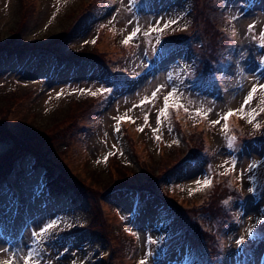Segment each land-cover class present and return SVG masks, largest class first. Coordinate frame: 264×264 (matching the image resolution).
Here are the masks:
<instances>
[{"label":"rangeland","instance_id":"374dc122","mask_svg":"<svg viewBox=\"0 0 264 264\" xmlns=\"http://www.w3.org/2000/svg\"><path fill=\"white\" fill-rule=\"evenodd\" d=\"M137 1L134 0L133 5L137 6ZM251 1L253 0L220 1L221 6L226 9L229 15L230 40L235 36L232 17L240 16V20L238 18V33L242 40L239 37L240 45L235 62L239 76L237 80L233 81L228 71L220 90L221 93L225 87L228 90L230 95V100L227 103L228 109L234 113L230 119L232 121L235 117L239 119V126L236 128L228 125L226 130L224 128L225 122L222 119L224 114L222 115V113L225 111V102L223 98L200 96L193 89H189L190 84L185 83L199 81L194 74L201 71L203 65L196 62L200 57H204L205 50V56L208 59L221 58L224 55L222 40L213 29L211 17L209 19L211 27L205 25L201 19L203 16L210 15L209 12L217 13L213 15V18L217 19L221 25H225L219 0L215 3L214 0H163L158 10L148 14L140 11L139 14L135 13L131 8L132 0H120L116 13L107 18L103 30L96 28L95 32L85 35L86 37L83 38L86 40L83 43L84 46L87 45L90 48L91 58L98 56L97 52H99L100 58L104 59L103 52L109 59L110 56H114L112 53L116 52L115 44L120 47L124 46L123 40L131 31L134 28L140 29L136 37L128 43L131 45V53H126L124 56L128 66L142 67L139 74L143 75L136 81L137 93L122 98L113 108L111 114L102 119V123L98 126L97 137L90 143L89 157L85 160L83 157L78 158L82 161L81 169L78 171L77 168L70 166L74 170V175L78 174L92 193L104 191L108 186L107 181L104 180L108 177L109 165V168L113 166L115 170L120 168L133 180L134 171L140 174L138 168L146 167L151 179H155L161 174L160 181L173 190L172 195L175 196L173 202L167 201L169 205L173 206L169 208L171 216H165L164 208L158 203V207L151 209V218L143 219V225H147L148 232L157 235L152 238V240L156 239L154 242L148 241L146 244L144 235L147 231L144 230V235L143 231L140 232L142 248L136 257L137 264L141 259L146 264H184L185 261L190 260L189 254H191L192 247L196 245L189 246L184 242L176 241L171 243L172 247L168 246L163 249L162 251L165 252L163 254L162 251L157 253L154 250L158 249V244H156L158 241L173 237L183 227H186L188 233H191L190 229L195 225V220L190 217L182 219L176 217L174 213L177 212L179 215L183 211L186 215L187 211H192L193 206L198 203L192 202L194 198L212 202V213H205L203 217L204 234L208 237V242H211L213 234L219 227L218 221L220 213L223 211L222 206L219 209L220 197L226 195L237 197L242 195L244 199L243 202L236 203L232 212L228 211L229 213L239 216L240 208L243 213L247 214V216L241 215L246 218V223L237 232L238 237L234 244L239 246L237 244L239 238L250 236L249 229H251V233L253 230L254 234L264 235V111H261L264 108V104L261 103L264 100V93L258 89L250 104L244 106L241 111L244 99L252 86L264 83V47H261L264 44V37L260 35L264 33V7L256 10L257 6L248 4ZM41 6L43 13L40 15ZM99 6L100 4L95 9L99 10ZM91 8L89 0H0V41L3 43L0 44V47L6 46V56H10L12 55L8 49L10 46L17 47L19 43L27 46L40 43L46 45L53 40L52 36H62L66 31L71 32L72 37L82 38L81 31L84 28V20L91 12ZM187 10L190 12L186 13ZM196 13L197 16L193 18L192 15ZM169 20H175L177 23L169 28H164L163 31H151L153 27L163 28L164 23ZM189 25L191 29L188 28ZM249 25L253 26L251 30ZM195 30H201L202 39L198 38V32L193 34ZM145 32H149V35L145 36ZM187 35H190V39L194 40V43L191 48L192 57L186 55L183 58L185 64L182 62L183 59L171 62L167 66L160 63L158 65L161 66V69L157 73H145L149 68L145 55H143L145 52L150 55L158 54V49L164 47L174 36L177 39H183L189 37ZM157 36L160 38L159 44L156 43ZM202 45L208 47V50H204ZM134 48L136 51H133ZM76 55L78 54L76 53ZM188 59L190 61L187 63ZM48 63H51V60L45 58L42 65L46 66ZM5 64H9V62ZM64 68L68 67L65 65L58 68L49 66L39 73L36 72L28 76L24 75L22 68L20 73H15L10 69L0 72V131H3L5 136V138L0 137V154L5 153L4 156H0L2 171L16 150L26 148H29L32 155L36 154L35 148L39 147L40 151L43 150L47 165L51 166L56 174L63 171L62 164L66 167L68 164L76 163L78 153L75 150L74 138L79 127L73 118L79 113L77 111L79 109H74V116L64 120V116L70 115L72 112L68 101L73 97L84 101L91 98L98 99L108 89L103 85V81L106 79L104 71H102L103 74H101V70L92 71L90 79L86 77L84 80H70L64 76ZM136 72L138 73V69ZM222 72L224 73L223 70ZM53 73H57V76H53L56 81L46 87L47 91L40 98L39 103L25 109L27 97L39 85V87L44 86L42 80L46 74L52 76ZM124 73L126 72H121V76ZM204 75L206 81H212L211 74L206 72ZM230 77L231 79H229ZM215 79L216 81L221 80L222 75H217ZM219 84L216 82V85ZM158 88L161 91L153 99L152 93ZM169 91H173L174 95L169 100L171 106L168 109V119L161 118L160 130L156 133L160 139L157 140L152 129L157 127L156 117L159 109L163 107V97ZM69 92L76 93V96H72ZM92 93H96V95H92ZM178 105H182V107H178ZM171 107L178 109L187 118L189 127L186 128L182 119H179L182 121L179 124L183 128L184 135L177 132L172 122ZM20 111L21 114H19ZM198 111L200 115H197ZM145 113L149 115L147 126L144 124ZM205 113H207L206 116ZM249 113H253L252 117L248 115ZM124 116L134 119L133 127L134 125L143 127L145 133L148 132L144 138L136 142V145L130 144V133L124 129L120 121L119 132L114 130L117 125L115 118ZM20 118H25L26 121L21 122ZM202 118H204L203 123L196 124L197 120ZM84 119L88 121L86 116ZM218 119L220 123H211ZM232 125H235L234 122ZM169 128L171 131L168 130ZM207 136L213 137L214 147L208 148L207 146L208 157L204 156L205 151L198 152L201 158L204 156V166L200 168L195 165L189 166L185 171H182L184 167H180L177 174L168 172L162 176L167 167L182 162V158H190L191 154L195 153L194 151L197 152V145L205 146ZM134 138L138 139L136 136ZM65 139H68V144L66 145L67 142H65L64 146H59ZM258 140V144L253 145L254 141ZM42 141L46 144L44 147L40 145ZM229 141H231L232 147L236 146L237 149L245 145H248L249 148H243L242 153L240 152L241 154L235 157H232V154L229 156L225 150V144H229ZM212 150L217 151L215 155ZM108 153L114 154L108 155ZM52 156H54L53 160ZM105 156H107L106 160ZM253 164L256 167L250 169L249 166ZM38 174L39 171H27L20 176L24 186L33 182L32 185L36 190L34 195L29 192L25 193L28 201H32L35 196L44 193L40 190L37 194ZM109 178L111 181L114 179L111 174ZM146 178L147 176H143V180ZM204 178L211 180L210 186L203 185ZM196 181H201V184L198 185ZM84 183L82 184L84 185ZM249 188L252 189L251 192H249ZM199 189L202 190L198 191ZM211 190L213 193H210ZM189 193H191L190 197H185ZM55 196L56 199L42 208L44 211L40 210L35 215H31L32 226L25 234L26 240L20 252L22 257L26 256L28 251L33 252L34 261L32 264H47V258L50 256L46 257L44 251L55 247L52 238L59 235L61 228L84 225L90 218L85 213L87 207L85 201L72 203L67 198H62L64 195ZM9 203L6 202V208L10 210L12 208ZM116 207L125 219V213L122 211L124 208L117 204ZM115 209L114 207L108 209L101 206L103 217L100 219V221L106 219V223L101 228L108 236L114 235L115 238L96 240L92 239V235L88 232H84L80 236L82 245L76 248L79 251L71 264H104L103 260L109 253L117 255L124 261V264H128L126 255L134 247V239L125 221L115 217ZM108 222L111 223V228L106 226ZM49 224L52 225L51 228H48ZM158 226H160L159 231L155 229ZM44 229L47 231H43ZM42 231V235L35 237L32 235L34 232ZM187 239L192 243L191 235ZM248 244V242H244L242 246ZM3 249L5 247L0 244L1 261L7 259V253ZM130 261L132 258L128 259V262ZM56 263L70 262L65 259ZM114 264H119V260L115 259Z\"/></svg>","mask_w":264,"mask_h":264},{"label":"snow or ice","instance_id":"6c2138e0","mask_svg":"<svg viewBox=\"0 0 264 264\" xmlns=\"http://www.w3.org/2000/svg\"><path fill=\"white\" fill-rule=\"evenodd\" d=\"M176 23H177V21H175V20H169V21H166L164 23L163 28H160V27L157 26V27H153L151 29V31L152 32L163 31L164 28H169L171 25H174ZM157 24H159V22H157ZM252 27H253L252 25H249V29L250 30H251ZM139 32H140V29L139 28H134L131 31V33L123 40V44H128L130 41H132ZM144 35L145 36L149 35V32H145ZM260 35L262 37H264V33H261ZM93 42H95V41H93ZM156 43L157 44L160 43L159 36L156 37ZM261 47H264V44H262ZM258 89H259V91L261 93H264V83L254 84L252 86L251 90L248 92L246 98L244 99V105L242 106L241 111L243 110V107L244 106H247V105L250 104V102L253 99L254 94L257 92ZM81 91H84V90H81ZM160 91H161V89H159V88L156 91H154L152 93V98L155 99L156 96H157V93L160 92ZM92 95H96V93H92ZM173 95H174L173 91H169L167 93V95H165L163 97V107L160 108L159 111H158V114H157V117H156L157 127L155 129H152L153 135L155 136V138L157 140L160 139V136H156V133L160 130V126H161V123H162L161 118L163 117L165 120L168 119V109L170 107L169 100H170V98L173 97ZM261 103L264 104V100H262ZM178 107H182V105H178ZM261 111H264V108H262ZM233 114H234L233 112L229 111V112L225 113L222 116V119L226 122L229 119V117L232 116ZM197 115H200V112L199 111L197 112ZM206 115H207V113H205V116ZM248 115L250 117H252L253 113H249ZM115 119L117 120V125L114 127V130L117 131V132H119V130H120L119 129V126H118L119 125V121L121 119H130V118H128V117H123V118L122 117H116ZM148 119H149V115H148V113H145V115H144V124L146 126L148 125ZM249 122L251 123V120H249ZM211 123L212 124H218V123H220V120L218 119V120H215V121H211ZM257 127H258V125H257ZM224 128H225V130L227 129V123L224 124ZM168 130L171 131V128H169ZM137 131H143V128L142 127L141 128H138ZM229 146H231V141H229ZM112 154H114V153H108V155H112ZM106 159H107V156H105V160ZM255 167H256L255 164L249 166L250 169L255 168ZM222 174H226V173H222ZM196 183L199 185V184H201V181H196ZM202 183H203L204 186H210L211 180L209 178H204L203 181H202ZM251 191H252V189L249 188V192H251ZM225 203H227V201H225ZM257 223H260V221H257ZM51 227H52V225L49 224L48 225V228H51ZM43 231H47V229H44ZM43 231L42 232H34L32 235L34 237L35 236H38V235H42L43 234ZM248 234L249 235L252 234L251 233V229L248 230ZM244 242L245 241L242 238V239H240V240L237 241V244H241L242 245ZM3 251L7 252L8 250L7 249H3ZM14 255H15V253H13V256ZM21 261H22V264H32V262L34 261V254H33V252L29 251L26 256L21 257ZM0 264H14L12 256H9L7 259L0 261ZM139 264H146V262L144 260H141V261H139Z\"/></svg>","mask_w":264,"mask_h":264},{"label":"trees","instance_id":"16d2710c","mask_svg":"<svg viewBox=\"0 0 264 264\" xmlns=\"http://www.w3.org/2000/svg\"><path fill=\"white\" fill-rule=\"evenodd\" d=\"M195 16H197V13L195 14ZM210 17H211V21H212V26L214 25V22H215V19L212 17V16H210V15H208V16H203V17H201V19L204 21V24L205 25H208L209 27H211V23H210V21H209V19H210ZM193 18H194V16H193ZM213 29H214V27H213ZM67 32V31H66ZM200 33H201V30H200ZM65 34V33H64ZM63 34V35H64ZM57 36V35H56ZM59 36V35H58ZM53 37H55V36H53ZM76 50V49H75ZM84 53H88L89 54V48H88V46L86 45V46H84V44L81 46V48L80 49H78V54H84ZM87 101H84V100H82V99H77V98H71L69 101H68V103L70 104L69 105V107L71 108V114L70 115H66V116H64V120H66V119H68V118H71L72 116H74V109L75 110H77V109H79V110H77V111H80V112H82V110H84V105H85V103H86ZM82 103H83V105H82ZM77 111H75V112H77ZM20 121L21 122H23V121H26V119L25 118H20ZM30 132V131H29ZM31 133V132H30ZM30 133H28V134H30ZM198 146V145H197ZM27 150H29V148H26ZM35 150H36V148H35ZM195 152V151H194ZM37 155H39L40 156V159H43L44 158V155H42L41 153H40V151H38L37 153H36ZM10 161V160H9ZM9 163V162H8ZM9 165V164H8ZM7 165V166H8ZM117 173L119 174V176L118 177H122L124 174H125V172H123L120 168L119 169H117ZM108 180H109V175H108V177H107V179L106 180H104V181H107L108 182ZM210 193H213V191L211 190L210 191ZM208 202L210 203V205H211V201L210 200H208ZM99 222H101V221H97L96 223H99ZM97 225V224H96ZM101 225V224H100ZM95 227H97V226H95Z\"/></svg>","mask_w":264,"mask_h":264}]
</instances>
